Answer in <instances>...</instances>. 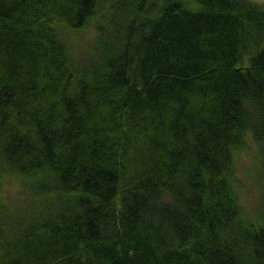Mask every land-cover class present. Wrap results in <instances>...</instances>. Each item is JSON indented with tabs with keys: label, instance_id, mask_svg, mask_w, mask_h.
Returning <instances> with one entry per match:
<instances>
[{
	"label": "trees",
	"instance_id": "16d2710c",
	"mask_svg": "<svg viewBox=\"0 0 264 264\" xmlns=\"http://www.w3.org/2000/svg\"><path fill=\"white\" fill-rule=\"evenodd\" d=\"M0 264H264V3L0 0Z\"/></svg>",
	"mask_w": 264,
	"mask_h": 264
},
{
	"label": "rangeland",
	"instance_id": "374dc122",
	"mask_svg": "<svg viewBox=\"0 0 264 264\" xmlns=\"http://www.w3.org/2000/svg\"><path fill=\"white\" fill-rule=\"evenodd\" d=\"M260 3H264V0H255ZM93 30L87 29L82 32H67L66 38L73 45L75 51L87 46L88 42L92 38ZM255 141L249 137V146L243 152H240L236 156V167H237V177L239 194L241 197V202L247 209V212L251 216H255L257 211V200L256 192L259 187L256 185V167H257V152H256ZM16 186L13 187V190ZM9 192L11 189H8Z\"/></svg>",
	"mask_w": 264,
	"mask_h": 264
}]
</instances>
